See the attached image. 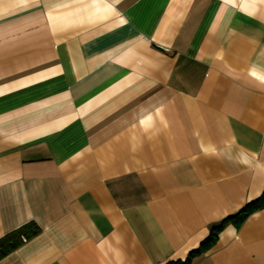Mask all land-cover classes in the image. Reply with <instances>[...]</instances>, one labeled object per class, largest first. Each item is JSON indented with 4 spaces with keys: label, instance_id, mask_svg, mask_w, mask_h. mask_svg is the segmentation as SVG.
I'll list each match as a JSON object with an SVG mask.
<instances>
[{
    "label": "crops",
    "instance_id": "1",
    "mask_svg": "<svg viewBox=\"0 0 264 264\" xmlns=\"http://www.w3.org/2000/svg\"><path fill=\"white\" fill-rule=\"evenodd\" d=\"M264 194V0H0V264H167ZM193 264H264V206Z\"/></svg>",
    "mask_w": 264,
    "mask_h": 264
},
{
    "label": "trees",
    "instance_id": "2",
    "mask_svg": "<svg viewBox=\"0 0 264 264\" xmlns=\"http://www.w3.org/2000/svg\"><path fill=\"white\" fill-rule=\"evenodd\" d=\"M264 206V194L257 201L244 207L239 213L234 216L229 217L221 225L214 228L207 239H205L199 249L191 252L185 261L169 262L167 264H193V261L207 253L213 248L217 242L218 233L223 229V227L228 223H233L237 227L241 226L243 222L251 215L254 211L262 208ZM40 229L33 223L26 225L19 230L3 237L0 239V260L15 251L26 241L37 236Z\"/></svg>",
    "mask_w": 264,
    "mask_h": 264
}]
</instances>
